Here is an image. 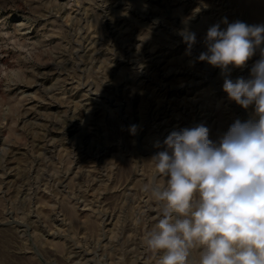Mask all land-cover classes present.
<instances>
[{"label":"rangeland","instance_id":"obj_1","mask_svg":"<svg viewBox=\"0 0 264 264\" xmlns=\"http://www.w3.org/2000/svg\"><path fill=\"white\" fill-rule=\"evenodd\" d=\"M236 21L264 24V0H0V264H159L152 158L255 118L222 86L264 44L240 68L199 59Z\"/></svg>","mask_w":264,"mask_h":264},{"label":"clouds","instance_id":"obj_2","mask_svg":"<svg viewBox=\"0 0 264 264\" xmlns=\"http://www.w3.org/2000/svg\"><path fill=\"white\" fill-rule=\"evenodd\" d=\"M181 35L195 44L194 33ZM262 44L264 24H216L199 59L222 71L240 68ZM250 77H225L222 87L242 108L254 106L255 118L236 120L218 143L203 124L172 131L152 158L166 178L152 189L162 210L146 240L162 252L159 264H189L197 247V264H264V48Z\"/></svg>","mask_w":264,"mask_h":264},{"label":"bare ground","instance_id":"obj_3","mask_svg":"<svg viewBox=\"0 0 264 264\" xmlns=\"http://www.w3.org/2000/svg\"><path fill=\"white\" fill-rule=\"evenodd\" d=\"M254 9V8H253ZM154 16V15H153ZM28 28V27H27ZM20 31V30H19ZM125 50V49H124ZM142 56V55H141ZM149 67V66H148ZM150 71V70H149ZM149 77V76H148ZM161 81V80H160Z\"/></svg>","mask_w":264,"mask_h":264}]
</instances>
